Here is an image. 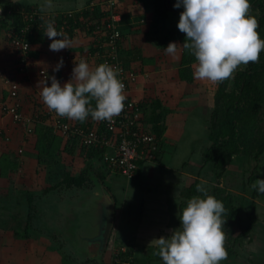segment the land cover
Masks as SVG:
<instances>
[{"label":"rangeland","instance_id":"obj_1","mask_svg":"<svg viewBox=\"0 0 264 264\" xmlns=\"http://www.w3.org/2000/svg\"><path fill=\"white\" fill-rule=\"evenodd\" d=\"M130 1L131 0H125L124 2L123 0L120 2L117 0V8L119 7L122 10L124 6L128 7L126 4ZM145 2V0H139L138 4L133 8L135 23L137 24L134 27H138L139 30H141V26L143 24L140 19L144 18V13L148 9L152 8L151 2H147L148 4H145L144 6ZM18 4L30 5L31 3L25 2ZM98 6V8H100V14L104 11L103 18L113 10V7L108 8L107 5L105 6V3L104 5L100 4ZM105 7L107 9H105ZM139 10H142V12H140L143 14L142 16H139V13H137ZM179 12L181 13L182 10L177 9L174 13L178 14ZM21 13L24 17L29 15L32 16L34 13L40 14L44 17V38L41 44L29 43V54L27 52L23 55L12 44V40L15 36L27 39L23 31H21V29L20 33L16 31V28L11 24L12 21H9V24L2 28V30H5L4 38L8 41V46H6V44L4 49L1 48L0 50L2 56L1 58H4L2 62H5L4 65H1L3 67L0 71L3 75H7L8 73L10 75L11 73V76L18 82L19 93L17 100L19 101L23 123L15 121L10 113L0 109V264H20L21 256H24L23 263L21 264H45L46 261L47 264H49V262H52L53 264H62V261L63 264H92L94 263V260H91L93 258L92 252L88 251V254L85 252L79 254L76 249L69 250V248L66 249L65 247L64 249L63 247L59 249L60 239L57 236L47 238L43 234H39L43 233L42 231L39 232L41 229H45L46 231L47 227L45 228V223L47 211L52 212V204L53 206L57 203L62 204L63 201L65 202L68 199L67 196H74V194L68 190H57L55 192L50 191L48 193L44 191L45 188L52 185L51 180H47L48 164L53 163L50 165L52 171H58L60 173L66 170L68 172L70 171L75 173L81 170V168L86 167L87 159L83 156L84 152L80 153L79 148L75 147L74 152L72 153H61L56 161H53L51 157L42 154L40 156L41 162H39L37 157L38 152L35 150L37 149L35 148L37 143V132L34 131L35 128L32 124L29 125L31 115L39 108V103L34 102L33 94H40L42 87L44 86V80L50 85L51 80L49 77L55 75L60 83L63 84L71 78L74 62H78L81 59L86 60L90 67L93 68L95 66V61L86 56L87 48L91 46L90 43L92 41V33H86L75 29L74 33L69 36V33L67 34V32H64L72 41L71 48H64L59 52H54L49 49L51 41L45 35L47 22L52 20L50 17H53V12H47V10L43 11L40 8H36L31 11L21 10ZM249 14L257 19L259 11L258 9L251 8L249 9ZM172 16V19H167L165 24L166 26L163 28H169L170 25L178 23L180 17L175 14ZM1 17H4V15ZM54 27L57 29L56 25H54ZM139 32L141 37V31ZM158 36L161 38V32ZM127 37L128 36L124 37V40L127 41ZM142 38H145L144 35H142ZM134 45L135 43L133 41L130 43L127 42L125 45V47H127V51L125 52L122 50L121 53L126 56V53H130V49H132V46ZM147 57L153 58L152 62L148 61L142 65L141 62H134L132 63V66L135 70H138L144 80L148 79L146 82H150L151 84H153L152 82H155L156 84L157 80L161 79L159 71L163 68L161 63L166 61V57L164 56L161 58V49H156V53H153L152 50ZM19 58L26 63L25 71H21L20 69L16 70V67L18 66L16 62L19 61ZM61 58L64 61L63 67H61L58 72H53V68ZM196 63L197 61L189 63V66L190 64L193 66L192 69L189 67L190 70L194 71ZM38 65L45 69L46 76L42 77L39 72L40 68ZM244 67V65H241L238 69H243ZM140 74H138V76ZM149 75L152 77L150 78ZM138 76L137 79L140 78V76L139 78ZM144 80H142V83ZM169 82H171V87L173 88H187L188 95L182 94L180 98L184 96L191 98V100L188 99L185 104L191 105L200 124L197 125H199V128L208 133L209 127L212 124L211 117L214 102L213 98L214 94L219 89L220 82L216 83L194 78L190 83V86H184L180 80H176L175 78ZM166 83L168 85L170 84L168 82ZM164 85L165 83L161 84L163 88L165 87ZM227 88H232L231 80L228 83ZM163 92L164 91L161 90L160 96L164 95V100L168 99ZM0 93H2L1 89ZM133 94L137 95V93ZM138 94L141 95L143 93ZM177 99H179V95L171 97L170 102H175ZM28 128L32 129V131L28 130ZM210 143L211 142H209V144ZM5 155L7 156L8 162L3 166V162L1 160L5 157ZM91 160H94L93 164H97V168H100L102 164H104L102 160H98L96 157L91 158ZM257 160L252 155L248 156L244 154H236L230 156L226 161V166L228 167H226L225 170L228 171L229 174H227V178L224 183L222 179L217 180L214 173L213 185L216 183L219 186H222V183L224 184V187L226 185L225 188L234 195L236 204L241 206L240 214L243 217L247 211L252 209L255 210V214L264 213V196L261 195V193H257L251 187L257 178H264V152ZM108 172L111 174H117V172H111L109 170ZM62 176L63 174H61L59 178L61 179ZM112 176L114 177V175ZM249 177L251 180H249ZM115 179L122 183L128 181V179L121 174H117ZM208 189L210 188L208 187ZM131 198L133 201L136 199V197ZM107 206L109 210H111V204L109 205L108 203ZM83 209L85 211L81 210L80 214L77 213L80 219L79 223H82L84 228L90 230L95 225L97 213L95 214L94 210L88 208ZM71 214L77 216L75 213ZM50 217H52L51 213ZM62 218L65 217L61 214L60 210L58 220L59 223H61ZM51 225H54V223ZM69 227L71 228V225ZM26 228L30 231V233L27 234V238H19L15 235L14 231L23 233ZM52 231V234H54L55 229H52ZM62 231L63 230H61V233H63ZM238 231L239 230L236 228L233 229L231 236L234 237ZM250 233H252V231ZM108 241L109 244L107 242V245H110L109 255H107V259L104 258L105 261L107 260L105 264H108V262L113 258V256L117 255V253L118 256L121 257L119 260L122 264H130L129 255H127L129 251L127 248H125L126 250L123 249L124 247H121L120 249L119 243L114 238H110ZM113 241L115 243V247L111 249V242ZM49 243H53L55 247V255L51 254ZM246 245H252L255 249L259 250L264 249V244H262L258 238L253 244ZM235 262L231 264H236Z\"/></svg>","mask_w":264,"mask_h":264},{"label":"crops","instance_id":"obj_2","mask_svg":"<svg viewBox=\"0 0 264 264\" xmlns=\"http://www.w3.org/2000/svg\"><path fill=\"white\" fill-rule=\"evenodd\" d=\"M8 1L17 4L30 2L36 4L43 11L47 10V12L53 13L76 12L85 8L89 1L90 7L96 3L95 0H50V3L49 0H1L0 7L3 8L2 5ZM140 12L142 10L137 11L139 16H142L143 14ZM173 14L180 17V12L178 14L170 12V19H172ZM151 17L152 9L150 8L144 13V18L140 19L143 24L141 30H139L138 27H134L137 25L134 14H129L126 21L130 29L127 30L128 37L127 41L124 40V45L133 41L135 45L132 47H140L144 56H148L152 50L153 53H156V49H161V58L166 57V61L161 63L163 68L159 71L161 79H158L156 84L155 82H152L153 84L146 82L148 79L145 78L146 80H144L140 74V78L138 76L139 79H136L130 86L132 98L138 100L157 98L165 108L170 109L164 119V128L161 134L162 144L157 160L143 162L137 175L122 183L115 179L117 174H111L105 169L104 164L97 168V164H93L95 159H89L90 168L87 164L85 168H81V170L88 169V180L82 187L71 189L55 187L46 190V193L68 190L74 196H67L68 199L65 202L63 201L62 204L57 203L53 206L50 203L53 210L52 212L47 211L46 231L41 229L39 232L42 231L43 233L39 234H43L47 238L57 236L63 249L64 247L69 248V250L76 249L79 254L92 252L93 258L91 257V260H94L92 264L106 263L107 260L105 261L104 258L109 255L110 245H107V242L109 244L108 240L110 238L116 239L120 249L121 247H124L123 249L127 248L130 264H163L162 259L157 255L158 249L152 240L171 235L172 230L180 225L179 215L186 206L187 201L194 196H200L195 192H191L192 194L190 193L188 197H185L183 196V190L187 189L193 182H197V185L202 184L205 188H211L214 184L213 167L210 163L203 164L201 160L202 152L210 142L207 138V132L199 128L200 124L191 105L185 104L191 98L186 96L180 98L182 94L188 95L187 88H173L171 82H169L174 78L180 80L184 86H190L192 82L181 81L182 79L179 76L180 67L178 62L181 58V44L178 45V54L174 58L165 54L164 47L169 42L180 43L179 41L171 40L164 46L155 47L144 40L142 35L148 31ZM139 31H141V37ZM4 32L5 30H0V50L5 47ZM125 48L127 49V47ZM1 57L0 52V67L5 64V62H2L4 58ZM149 77L152 76L149 75ZM142 80H144L143 83ZM166 82L170 84L168 85ZM162 83H165L164 88L161 86ZM161 90L164 91L163 94L168 99L164 100V95L160 96ZM133 93H137V95ZM176 95H179V99L170 102L171 97ZM156 109H158V112L161 111V107ZM103 152L101 153L103 154ZM96 158L102 160L98 156ZM81 170L75 173L69 172L79 174ZM102 171H104V176L102 179H98L97 176ZM227 174H229L228 171H225L222 178H220L223 183L227 178ZM104 195H107L110 201H107ZM261 195L264 196V193H261ZM130 196L136 197L135 201ZM108 203L111 204V210L107 206ZM83 208L94 210L95 214L97 213V216L95 215V225L90 230L79 223L78 214L81 213V210L85 211ZM60 210L65 217L62 218L61 223L58 222ZM50 213L52 217H50ZM71 213H75L77 216ZM256 215L257 222L253 225L252 233H250L253 240L247 242V236L242 240V246L245 248L243 250L244 254L238 256L236 260L221 261L220 264H231L235 261H237L236 264H264V249L259 250L252 245H246L253 244L257 238L264 244V213H257ZM52 223L54 225H51ZM52 229H55L54 234H52ZM61 230H63V233H61ZM49 247L51 254L55 255L53 243H49ZM113 247H115L114 241L111 242V249ZM23 257L21 256V263H23ZM46 262L45 264H47ZM49 264L53 263L49 262Z\"/></svg>","mask_w":264,"mask_h":264},{"label":"trees","instance_id":"obj_3","mask_svg":"<svg viewBox=\"0 0 264 264\" xmlns=\"http://www.w3.org/2000/svg\"><path fill=\"white\" fill-rule=\"evenodd\" d=\"M95 1L96 3L91 5V7L89 1L87 6L80 11L53 13V17L50 18L59 31L67 32L69 36L74 33L75 29L86 33H92L91 46L87 48L86 56L95 61V66L107 62L112 67L116 68V65L119 64L124 70L133 71L138 76L140 73L133 68L132 63L141 62L142 65L148 61L152 62V58L142 55L140 47L130 49L131 52L126 53V56H124L121 51H127V49L124 48V37L128 36L127 30L130 28L127 25L126 18L129 17V14H134L130 12L133 11L134 6L138 4L139 0H131L127 4L125 3L128 7L124 6L122 10L119 7L117 8V0ZM119 1L122 2L123 0ZM145 1L144 6L148 4L147 2L152 3V17L149 29L144 33V40L150 42L155 47L164 46L171 40L179 41L181 44V58L178 62L179 67L181 66L179 76L182 80L187 82L193 81L192 70L189 68L191 64L189 66V63L196 60L192 54L182 47L186 34L177 28V23L170 25L171 27L169 28H163L166 26V21L169 18L168 14L179 9L173 7L175 0ZM104 3L108 8L113 7V12H109L106 16L104 14L105 17L103 18L104 11L100 14L98 5H104ZM250 3V9L254 8L259 11L258 18L256 19L258 22L257 31L260 37L264 39V0H250ZM2 7L4 10V17L0 18V30L7 26L9 21H12L11 24L16 28V31L20 33V29L28 24V28L24 32L27 40L32 44H41L43 42L44 17L40 14H35L32 18L25 19L21 13V10L31 11L32 9H38L39 7L36 4L21 5L8 1L3 4ZM105 9L107 8L105 7ZM112 15H118L119 17L118 20L113 21L114 30L118 33L116 38H112V32L110 28H107V24L111 22ZM160 32L162 34L161 38L158 36ZM3 40L5 42L4 44L8 46V41L5 38ZM112 43L114 44L116 56L111 55ZM16 64H18L16 70L21 67L24 71L26 70V63L20 58ZM40 65H38V67L41 69L42 66ZM2 67L3 66H1L0 69H2ZM5 77L14 79L11 73L10 75L8 73ZM230 80L232 82V88L228 89L227 86ZM131 84L132 83L128 84L129 90ZM1 85L2 87H0V89L2 93H0V100L2 102H5V100H8L7 102H12L13 99L10 98L7 86L3 84V79H0V86ZM33 96L34 102L39 103V108L31 115L29 125L32 124L35 128L34 131L37 132V143L35 145L37 149L35 150L38 152L37 157L39 162H41L40 156L42 154L56 161L61 153H72L75 147L79 148L80 153L84 152L83 156L87 159L89 168L91 165L88 160L92 157L98 156L99 159L103 160V155L101 153L103 148L87 147L77 139L72 140L65 138L58 129L54 130L52 126L48 125V121L46 120L47 115H44L46 110L43 108L44 105L41 102L40 94L34 93ZM213 99L212 124L207 133V138L211 143L204 148L202 152V161L203 164H211L215 177L218 180L222 178L226 170V161L230 156L236 154L252 155L257 160L264 152V51L260 53V58L257 62H249L243 69H237L231 78L220 82L219 89L214 94ZM134 100H136L138 109L142 112V116L138 118V121H140L142 126L151 128L157 139H159V143L162 144L161 134L164 128V119L170 109L165 108L162 102L160 103L157 98ZM92 105L95 106V101L92 102ZM158 107H161L160 112L156 109ZM0 109L2 110L1 107ZM18 110L20 111V105ZM92 121L93 119L89 116L83 122L74 120V124L80 125L88 123L87 125L92 129L94 128V124H96L99 131L107 133L106 137H111V133L108 132L109 130L106 126L108 120H101L96 123H91ZM18 122L23 123V120H18ZM30 131H32V129H30ZM1 161L3 162V166L6 165L8 162L7 156L5 155ZM51 164L53 163L48 164L49 166L47 167V180H51L53 185L45 188V192L55 187H66L69 189L82 187L88 180V169L81 170L79 174H71L66 170L59 173L58 171L51 170ZM141 165L142 163L137 168L135 175L139 172ZM104 167L108 171L105 163ZM61 174H63V176L60 179L59 176ZM103 176L104 171L100 172L97 177L98 179H102ZM249 180H251L250 177ZM207 190L208 194L214 195L217 199L221 200L226 209L224 213L225 223L222 230L225 235L224 247L228 255L227 259L222 261L235 260L238 256L244 254L243 250L245 248L242 246L243 238L247 236V242L253 240L250 232L253 230V225L257 222L255 210L252 209L247 211L243 217L240 214L241 206L236 204L234 195L224 186H219L216 183L210 189L207 188ZM191 192L203 195L197 192V182H193L187 189L183 190V196L188 197ZM235 228L239 231L232 237L231 234ZM14 233L19 238H27V234L30 233V231L26 228L23 233L18 231H14ZM59 249H61V246Z\"/></svg>","mask_w":264,"mask_h":264},{"label":"clouds","instance_id":"obj_4","mask_svg":"<svg viewBox=\"0 0 264 264\" xmlns=\"http://www.w3.org/2000/svg\"><path fill=\"white\" fill-rule=\"evenodd\" d=\"M181 6L177 28L186 34L183 49L197 61L194 79L222 82L241 65L259 60L264 39L257 31L256 18L249 14L250 0H175L173 7ZM45 35L51 41V51L71 48V39L52 21L47 22ZM179 44L169 42L165 54L175 58ZM63 63L61 58L53 72H58ZM119 71L107 62L92 68L81 59L74 62L71 78L63 84L55 75L49 77L50 85L44 80L40 96L60 117L83 122L91 116L93 120L111 121L125 107V84ZM251 187L264 193V178H257ZM197 192L203 195L187 201L179 215V227L167 237L152 240L163 264H220L227 259L222 230L225 206L202 184L197 185Z\"/></svg>","mask_w":264,"mask_h":264},{"label":"built area","instance_id":"obj_5","mask_svg":"<svg viewBox=\"0 0 264 264\" xmlns=\"http://www.w3.org/2000/svg\"><path fill=\"white\" fill-rule=\"evenodd\" d=\"M33 15L25 16L24 18H32ZM118 19V15H112L111 22L107 24V28H110L112 32V38H116L118 35L117 31L114 30L113 23V21ZM27 28L28 24L22 27L21 31L24 33ZM12 42L21 54L24 55L28 52L30 42L24 39V37L15 36ZM112 46L111 55L116 56L113 43ZM116 69L120 70L119 78L125 84L124 94L126 95V100L124 101L125 107L121 113L113 117L106 124L109 130L108 132L111 133V137H106L107 133L99 131L96 124H94L93 129L87 125L88 123L75 125L74 120L67 117H60L55 111L50 110L44 104L42 98L41 102L44 105L43 108L46 110L44 115H47L46 120L48 121V125L52 126L54 130L58 129L65 138L77 139L87 147L103 148V162L108 170L117 172V174H121L127 179H131L135 176V172L141 163L155 161L157 159L158 153L160 152V143L152 129L148 126H142L140 121H138V118L142 116V112L138 109L136 100L130 97V90L128 88L129 83L135 82L137 74L130 70H124L119 64L116 65ZM20 70L22 71L24 69L21 67ZM39 72L42 77L46 76L45 69H40ZM0 78L3 79V84L7 86L9 96L13 99L12 102H7L6 100L2 102L0 100V107L3 111L10 113L14 120H23L21 118V112L18 110V82L12 78L5 77V75L1 74V71ZM96 122L99 121L93 120L91 123ZM119 258L121 257L117 253L108 264H122Z\"/></svg>","mask_w":264,"mask_h":264},{"label":"water","instance_id":"obj_6","mask_svg":"<svg viewBox=\"0 0 264 264\" xmlns=\"http://www.w3.org/2000/svg\"><path fill=\"white\" fill-rule=\"evenodd\" d=\"M179 9H181L183 11V6H181ZM2 15H4V10H3V8L0 7V18H1ZM104 198L107 201H110V199H109V197L107 195H104Z\"/></svg>","mask_w":264,"mask_h":264}]
</instances>
